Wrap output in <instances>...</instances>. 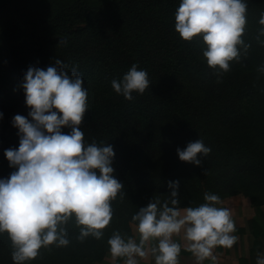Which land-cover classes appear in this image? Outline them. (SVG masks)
Returning <instances> with one entry per match:
<instances>
[{
	"label": "trees",
	"instance_id": "16d2710c",
	"mask_svg": "<svg viewBox=\"0 0 264 264\" xmlns=\"http://www.w3.org/2000/svg\"><path fill=\"white\" fill-rule=\"evenodd\" d=\"M243 36L251 47L219 78L209 67L202 38L183 40L175 31L180 0H73L49 15L24 13L0 27V108L25 102L22 88L29 67L46 70L59 59L75 66L88 90L81 130L86 143L111 144L115 177L123 198L112 202L113 219L100 240H76L74 221L67 247L41 249L26 264H92L109 251L114 231L130 236L132 216L179 182L180 207L204 203V193L220 198L241 194L254 208L264 203V36H259L264 0H246ZM259 36V41L257 40ZM133 64L148 72L151 85L132 101L111 87ZM219 79V82H218ZM61 131L69 134L71 129ZM13 119L0 121V179L10 177L5 156L18 149ZM201 138L211 148L199 166L179 159L177 148ZM207 170V175L205 174ZM126 203V205H125ZM127 203L129 204L127 206ZM11 242L0 234V264H14Z\"/></svg>",
	"mask_w": 264,
	"mask_h": 264
},
{
	"label": "clouds",
	"instance_id": "9594fccd",
	"mask_svg": "<svg viewBox=\"0 0 264 264\" xmlns=\"http://www.w3.org/2000/svg\"><path fill=\"white\" fill-rule=\"evenodd\" d=\"M247 15L246 0H180L175 31L188 42L202 38L203 56L219 78L231 70V62L240 61L241 50L247 55L251 47L243 38ZM259 24L264 26V12ZM259 36H264V27ZM67 69L59 59L46 70L29 67L22 83L31 120L14 116L19 147L4 154L16 171L0 179V234L6 233L11 242L14 264L35 260L41 249L53 245L69 246L68 226L73 221L79 229L77 241L100 240L113 219L112 202L124 195V184L114 175L112 145L84 139L80 126L88 110V90L76 67L71 75ZM258 71L264 73V66ZM150 85L148 72L137 64L122 79L111 81L115 93L129 101L134 92L142 95ZM63 127L71 132L64 134ZM210 153L201 138L183 150L177 148L181 161L197 166L201 164L198 154L206 158ZM178 186V181L169 182L171 192L164 199L154 196L132 216L138 240L120 231L112 233L107 243L114 260L141 264L153 258L155 264H180L183 247L196 264L205 260L215 264L217 247L231 249L237 243L232 212L217 206L222 203L219 195L205 192L204 203L181 208ZM181 234L184 245L173 238ZM256 264H264V253H257Z\"/></svg>",
	"mask_w": 264,
	"mask_h": 264
},
{
	"label": "crops",
	"instance_id": "0c3cea01",
	"mask_svg": "<svg viewBox=\"0 0 264 264\" xmlns=\"http://www.w3.org/2000/svg\"><path fill=\"white\" fill-rule=\"evenodd\" d=\"M218 207H227L231 210L236 225L234 235L238 236L237 243L231 248L217 247L214 255L217 257L215 264H256L257 253H264V203L261 207L254 208L247 197L241 194L226 196L221 199ZM184 208V207H181ZM136 224L130 223V236L139 239ZM181 236L173 237L178 243L186 242ZM180 264H196L191 252L182 247ZM92 264H123L122 258L113 259L110 251L104 253L99 261ZM141 264H155L153 258L141 260ZM203 264H213L211 260H205Z\"/></svg>",
	"mask_w": 264,
	"mask_h": 264
},
{
	"label": "rangeland",
	"instance_id": "374dc122",
	"mask_svg": "<svg viewBox=\"0 0 264 264\" xmlns=\"http://www.w3.org/2000/svg\"><path fill=\"white\" fill-rule=\"evenodd\" d=\"M73 0H0V27L5 26L11 21L12 16L16 15V11L21 7L24 8V13L27 15H49L53 9H56L60 5H65ZM90 4L103 3L108 0H86ZM30 108L26 105V102H20L11 107L0 108V121H6L13 119L15 115H22L31 120L28 116ZM165 197H161L164 199ZM179 199V197H178ZM182 203V200H179ZM126 205V203H125ZM129 204L127 203V206Z\"/></svg>",
	"mask_w": 264,
	"mask_h": 264
}]
</instances>
